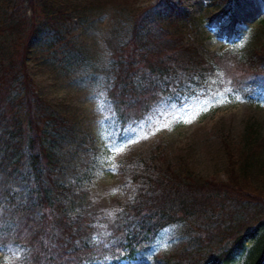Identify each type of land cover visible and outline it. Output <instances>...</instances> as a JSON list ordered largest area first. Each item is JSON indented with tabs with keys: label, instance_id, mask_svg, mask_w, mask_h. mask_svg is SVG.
Instances as JSON below:
<instances>
[{
	"label": "trees",
	"instance_id": "1",
	"mask_svg": "<svg viewBox=\"0 0 264 264\" xmlns=\"http://www.w3.org/2000/svg\"><path fill=\"white\" fill-rule=\"evenodd\" d=\"M138 1L102 4L118 3L131 21L128 33L115 25L107 39L113 72L107 99L121 125L141 121L163 97L218 73L264 95V45L246 59L232 51H206L194 38L186 42L187 33L197 31L196 19L188 13L170 0H155L147 7ZM221 2L215 0L217 5ZM76 4L0 0V178L30 182L26 202L14 210L16 227L3 241L27 249V264H120L145 247L146 233L157 237L181 223L200 244L188 254L193 264H203V254L209 251L217 253L209 264H264V131L258 121L247 124L238 136L230 129L220 136L225 180L200 178L185 159H174L157 146L134 171V193L122 209L106 253L98 254L97 245L83 242L93 223L88 215L66 214L63 197L69 189L52 173L58 154L75 138L73 128L38 95L28 71V54L35 45L50 42L75 49L62 31L82 10ZM227 8L210 22L219 34L234 40L239 34L235 17L228 23L223 20L230 14ZM127 233L133 240L126 247Z\"/></svg>",
	"mask_w": 264,
	"mask_h": 264
},
{
	"label": "rangeland",
	"instance_id": "2",
	"mask_svg": "<svg viewBox=\"0 0 264 264\" xmlns=\"http://www.w3.org/2000/svg\"><path fill=\"white\" fill-rule=\"evenodd\" d=\"M170 1L196 19L197 31L187 33L186 42L194 38L206 51L219 55L232 51L244 59L264 45V0H235L229 4L223 0L219 5L215 0ZM60 2L78 3L82 9L62 31L69 35L75 49L52 46L50 42L35 45L28 54V71L38 95L73 128L75 138L58 154L52 173L59 185L69 189L63 197L66 214L71 218L88 215L93 223L83 242L97 245L98 254L104 255L108 239L119 228L122 209L134 193L133 177L139 161L162 146L172 158L185 159L198 177L225 180L226 159L219 138L228 129L238 136L254 121L261 122L264 131V95L218 73L202 84L190 83L163 97L144 119L123 126L107 99L113 79L107 39L115 25L124 26L123 34L128 33L130 19L118 3ZM138 2L147 7L155 0ZM228 6L230 14L223 20L228 23L235 17L239 34L234 40L219 34L210 22ZM25 7L31 17V10ZM29 192L26 179L8 183L0 178V245L6 247L0 252V264H21L25 255L23 247L3 239L15 229L14 210L26 202ZM143 237L145 247H138L133 257L120 264H193L188 256L200 245L196 235L181 223L168 226L157 237L150 233ZM132 240L127 233L124 245ZM203 255L207 257L203 264H209L217 253Z\"/></svg>",
	"mask_w": 264,
	"mask_h": 264
},
{
	"label": "snow or ice",
	"instance_id": "3",
	"mask_svg": "<svg viewBox=\"0 0 264 264\" xmlns=\"http://www.w3.org/2000/svg\"><path fill=\"white\" fill-rule=\"evenodd\" d=\"M261 104L264 105V101H261ZM131 142H135V141L133 140V141H129V142H126V143H131ZM5 250H6V247L4 245H0V252L5 251ZM23 252L27 253L28 250L24 249ZM13 256L14 257L17 256V253H13ZM28 259L29 258L27 257V255H23V257H22L23 264H27ZM18 264H19V262H18Z\"/></svg>",
	"mask_w": 264,
	"mask_h": 264
}]
</instances>
